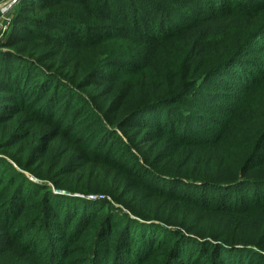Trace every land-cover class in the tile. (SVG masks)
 I'll list each match as a JSON object with an SVG mask.
<instances>
[{"label":"trees","instance_id":"1","mask_svg":"<svg viewBox=\"0 0 264 264\" xmlns=\"http://www.w3.org/2000/svg\"><path fill=\"white\" fill-rule=\"evenodd\" d=\"M16 3L0 107L19 94L87 105L109 82L120 128L155 109L141 125L170 145L133 140L144 163L120 167L134 185L118 196L131 215L76 196L82 175L42 172L35 146L9 156L43 184L1 158L0 264H264V0ZM65 123L56 136L74 133ZM16 136L0 134V154ZM101 151L87 146L86 164L117 167Z\"/></svg>","mask_w":264,"mask_h":264},{"label":"rangeland","instance_id":"2","mask_svg":"<svg viewBox=\"0 0 264 264\" xmlns=\"http://www.w3.org/2000/svg\"><path fill=\"white\" fill-rule=\"evenodd\" d=\"M7 1L9 0H0V5ZM15 5L17 3L13 4L8 10H4L5 8L0 9V43L6 38L10 29L15 13ZM76 53L80 56V53L76 50L65 51V54L69 55L71 59L76 57ZM92 67L102 69L106 65L102 66L100 61L99 64ZM111 72L112 70L109 69L100 72L99 75L108 76ZM101 85V88L97 90L101 93L97 97V102L87 105L80 103L79 100L71 103H68V100L60 101L57 97L42 101L44 104H37L39 101L38 97L35 98L30 94L27 96L22 94L15 95L12 99L13 101L9 104L15 109L8 110V107H0V134L8 137L12 133H16L17 146L14 149L6 150L5 154H0V159L7 160V163L19 172L24 173L30 180L43 184L45 183L44 181L37 179L28 171L18 167L16 162L9 156H18L20 152L19 155L23 157L25 151L35 146L33 151H35L34 153L42 172H46L51 166L61 169L65 176L73 181L74 185L77 184L78 177L82 175L84 176L82 181H86V183L80 184L83 183L80 182L77 184L82 192L81 194H76V196L84 193L87 196L104 197L105 199L100 198V200H108V204L113 210L120 213L126 212L131 215V212L126 210V207L119 201L118 196H123L126 190H130L134 185L129 176L122 173L120 167L138 171V168L134 167L137 159L144 163V158L140 156V151L133 140H143L144 144L150 148L156 146L157 143L161 144L156 148V151L162 148L163 145L167 146L170 144L160 141L161 136L156 135L152 128L146 129L149 126L141 125L149 117L158 118L159 113L155 109L144 111L136 121L130 120L128 126L121 129L119 117L122 116L121 111L125 107L120 105V103L119 107L121 108L116 106L119 99L114 100L112 94H107L108 89H111L109 82H101ZM130 91L132 90L130 89ZM8 95L12 97V94L0 93V97ZM2 100L0 99V102ZM113 101L115 110L110 112ZM4 102H6L5 99ZM140 102H134V107ZM132 107L129 109L132 110ZM4 109L8 110L6 114H4ZM126 109H128V104ZM158 109L162 110V107ZM49 111L56 113L57 117L52 118ZM39 113H42V115L39 116ZM64 120H66V125H70L74 129V133L70 136H56L58 133L57 124ZM50 121H54V123L56 121V126L53 127V125L49 124ZM45 137L46 141L43 144H37L39 139L43 140ZM81 137L85 141L82 144L80 143ZM89 145L92 148L100 145L101 156H106L107 159L118 163L117 167L113 169V167L106 166L103 163L95 166L86 164V160L83 157ZM125 148H127L126 151L123 150ZM119 155H121L122 159L118 158ZM153 158L155 159V156ZM166 162L168 161L164 160L162 164H166ZM112 191L115 192L116 198L110 194ZM134 191L138 192L139 190L136 189Z\"/></svg>","mask_w":264,"mask_h":264},{"label":"built area","instance_id":"3","mask_svg":"<svg viewBox=\"0 0 264 264\" xmlns=\"http://www.w3.org/2000/svg\"><path fill=\"white\" fill-rule=\"evenodd\" d=\"M17 2V0L11 2L10 4H8L4 10H8L9 8H11L13 6V4H15ZM88 199L90 200H100V198H104V197H98V196H94V195H90V196H86ZM105 199V198H104Z\"/></svg>","mask_w":264,"mask_h":264},{"label":"water","instance_id":"4","mask_svg":"<svg viewBox=\"0 0 264 264\" xmlns=\"http://www.w3.org/2000/svg\"><path fill=\"white\" fill-rule=\"evenodd\" d=\"M13 1H15V0H9V1H7L6 3H3V4H1L0 5V9H3V8H5L8 4H10L11 2H13ZM60 193H65V194H69L68 192H60ZM79 196V195H78ZM81 197H86L85 195H80ZM79 196V197H80Z\"/></svg>","mask_w":264,"mask_h":264}]
</instances>
